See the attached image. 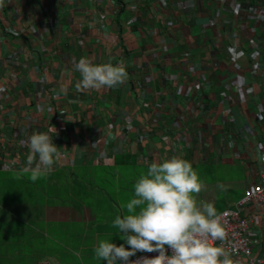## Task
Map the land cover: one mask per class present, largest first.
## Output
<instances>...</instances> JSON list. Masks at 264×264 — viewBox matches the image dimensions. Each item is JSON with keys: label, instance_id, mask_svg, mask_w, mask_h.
Here are the masks:
<instances>
[{"label": "crops", "instance_id": "0c3cea01", "mask_svg": "<svg viewBox=\"0 0 264 264\" xmlns=\"http://www.w3.org/2000/svg\"><path fill=\"white\" fill-rule=\"evenodd\" d=\"M180 1L188 7L180 8ZM237 5L242 19L233 12ZM253 6L264 10V0H3L0 126L12 129V120L5 119L18 105L25 114L22 123L48 133L65 155L33 187L23 180L29 187H22L25 191L33 189L26 198L32 202L0 206V264H66L83 255L97 261L93 249L101 239L127 248L122 233L104 225L108 220L80 222L84 226L73 240L75 247L68 239L51 240L44 228L68 233L78 224H72L74 212L85 206L80 208L75 201L76 193L104 196L113 189L132 191L126 186L138 177L137 168L150 163L140 161L137 153L149 155L151 162L180 155L199 165L240 166L244 193L260 169L261 156L257 139L244 145L239 130L245 126L254 128L255 134L264 133V21L247 17ZM53 8L60 10L58 15ZM55 19L61 24L59 32L54 30ZM17 27L19 35L4 32ZM81 57L94 63L123 60L127 80L114 88L79 90L81 77L74 63ZM254 63L260 64L259 73L249 74ZM39 78L46 80L42 89ZM31 104L34 107L28 109ZM200 104L209 112L198 111ZM227 106L233 123L223 111ZM50 107L70 116L46 121ZM32 113L39 117H30ZM94 127L100 129L95 150L83 145ZM140 135L146 138L143 145ZM181 135L191 142L190 150L177 139ZM223 135L232 147L220 144ZM15 221L26 224L33 237L13 239L5 233Z\"/></svg>", "mask_w": 264, "mask_h": 264}, {"label": "clouds", "instance_id": "9594fccd", "mask_svg": "<svg viewBox=\"0 0 264 264\" xmlns=\"http://www.w3.org/2000/svg\"><path fill=\"white\" fill-rule=\"evenodd\" d=\"M74 70L80 74L76 87L82 91L114 88L128 77L123 60L94 63L81 57ZM21 143L29 151L17 179L27 174L35 182L54 170L61 153L52 136L33 132ZM133 188L134 195L121 204L126 214L113 221L128 247L101 239L93 249L96 259L106 264H238L223 247L227 234L221 215L213 203L197 199L204 182L190 161L180 155L152 161ZM138 252L158 255L131 260Z\"/></svg>", "mask_w": 264, "mask_h": 264}, {"label": "built area", "instance_id": "2783aa9c", "mask_svg": "<svg viewBox=\"0 0 264 264\" xmlns=\"http://www.w3.org/2000/svg\"><path fill=\"white\" fill-rule=\"evenodd\" d=\"M79 1V0H77ZM222 2L224 0H221ZM178 5L182 9H186L188 5L182 1L178 2ZM60 10L53 8V12L55 15H58ZM220 10H217V13L220 14ZM233 12L237 18L242 19L244 15L241 13L242 8L240 5L235 6ZM103 17H106L105 15ZM247 17L251 18L253 21L260 23L264 21V10L259 6H253L247 13ZM54 30L56 32L60 31V21L58 19L53 20ZM11 33L14 35L21 34V28L17 27L16 29H7L4 32ZM252 44L255 42L250 41ZM255 45V44H254ZM260 70V64L254 63L248 68L249 74H257ZM200 72V71H199ZM246 73V72H245ZM201 76V73L199 74ZM204 76L202 75V78ZM38 85H41V89L43 87L42 83H46L45 79L39 78L36 80ZM191 86L188 90H191ZM235 91L239 89V87L235 86ZM229 103V100L228 102ZM34 105H29L28 109L33 108ZM40 113L43 112L40 104L37 105ZM198 111L202 113H208L209 109L203 104L197 106ZM22 107L14 106L10 109L9 116L5 120H12L10 122L12 129L8 127V130L3 129L0 126V172H8L16 169H20L26 165V158L28 154V149L21 142L26 140L28 135L33 132H41L39 128H34L30 123L23 124L22 121L25 119V114L22 112ZM224 113L229 115V122H234V115L232 113L231 107H226L223 109ZM222 111V112H223ZM35 114H29L30 117H33ZM70 116L67 114V111H58L54 107H50L47 110V120L52 122L54 120H62L66 119ZM35 117H39L35 115ZM259 119H262L259 118ZM44 120V121H45ZM33 122V120H30ZM239 130V129H238ZM254 128H243L240 132V139L242 140L244 145H250L252 140L257 139L256 148L261 156V165L260 169L256 171V175L254 176V180L252 184L245 188L242 198L236 202L233 206L234 208H228L221 211L220 214L222 218V225L225 228L227 238L223 242V247L231 254V257L234 261H237L238 264H264V133L263 134H255ZM264 131V127H262L261 132ZM100 134V129L98 127L92 128L89 133V136L86 137L85 142L83 143L84 147L88 144L94 150L97 148L99 142L95 139V136ZM177 139H180V142L185 141L186 145H188L187 149H191L192 145L186 138V136L181 135ZM227 139V142H226ZM139 143L143 145L146 142V138L144 135H140L138 139ZM189 142V144H188ZM227 147H232L231 140L223 137L220 139V144ZM65 154H61L63 156ZM74 156V154H73ZM72 156V157H73ZM70 156V158H72ZM73 159V158H72ZM139 160L142 162H151V158L149 155H142L139 157ZM74 161V159H73ZM215 244L220 245V241H215ZM169 254L171 251L169 250ZM158 255V253H145L140 256H149L153 257ZM138 256V257H140ZM138 257H135L131 260H135ZM40 264H51L49 261H43Z\"/></svg>", "mask_w": 264, "mask_h": 264}, {"label": "rangeland", "instance_id": "374dc122", "mask_svg": "<svg viewBox=\"0 0 264 264\" xmlns=\"http://www.w3.org/2000/svg\"><path fill=\"white\" fill-rule=\"evenodd\" d=\"M193 168L198 172L200 179L204 182V189L201 191L199 196L197 197L198 201H207L214 204L217 212L222 207H226L227 205L234 202L238 195H243V173L242 170L239 168H231L226 167L224 168L223 172L221 171L220 167L214 166V164L209 163H202L200 165H193ZM145 172V171H142ZM233 174V175H226V174ZM233 176V184L228 186L224 183L229 181L230 177ZM137 178H133L132 184L127 185L126 188H133L134 183L136 182ZM237 179V180H236ZM227 180V181H225ZM230 190V191H229ZM134 195V188L132 191H125V190H114L110 194H105L104 196L97 194H92L86 196V202H84L80 208L84 207L82 210H75L74 217L71 220L72 224L73 221L77 222L78 224L72 225L68 228V233H64L63 229L60 228L56 231L57 227H50L44 228V231L49 235L50 239L53 241H63L64 243H72L73 247H75V242L73 241L76 236L77 232L82 235L83 226L80 222L82 221H91V222H100V221H107L104 224L108 226L113 231H119L118 228L113 227V221L117 215L126 214V209L121 208V204H126L128 200ZM82 197H80L81 199ZM76 203V202H75ZM112 205H116L112 207ZM89 206V210H85L86 207ZM119 207L120 209H117ZM70 215L71 218L73 216V212ZM70 219V217H69ZM61 227L63 224L60 222L58 223ZM101 226V225H100ZM104 230V229H103ZM69 234V236H67ZM68 239V240H64ZM81 253V252H79ZM139 256L145 253L138 252ZM83 259H67L66 264H106V261L95 259L87 260L85 256H82ZM119 264V262H118Z\"/></svg>", "mask_w": 264, "mask_h": 264}, {"label": "trees", "instance_id": "16d2710c", "mask_svg": "<svg viewBox=\"0 0 264 264\" xmlns=\"http://www.w3.org/2000/svg\"><path fill=\"white\" fill-rule=\"evenodd\" d=\"M185 150H190V149L185 148ZM185 150H183V151H185ZM139 154L140 153H137L138 158L140 157ZM189 156L192 159L191 152H190ZM134 160H136V158H134ZM188 161H190V160H188ZM191 163L193 165H199V164H196L193 162H191ZM209 164H211V163H209ZM214 166H216V165L214 164ZM216 167H220L222 172L225 168V167H222L219 165H217ZM239 167L234 166L232 168H239ZM20 169L8 171V172H0V206L16 205V204L18 205L19 202L23 203L26 198L30 199V197L33 195V192H32L33 189H31V190L28 189L27 191H25L26 189L22 188V187H25L23 185V182L25 181L27 183V186L33 187V185L36 183V181L32 182L27 174H25V175L21 176L19 179H17L16 177H17V174L19 173ZM229 169H231V167ZM240 169L242 170L241 167H240ZM137 170H138L137 176L139 177L141 175L142 171H145V173H146L147 164L141 165L140 167L137 168ZM226 175H233V174L228 173ZM229 179H230L229 181H227V180H225V181L233 183V181H234V180L232 181L233 176L230 177ZM20 182H22V185L20 184ZM29 187H25V188H29ZM74 197L76 198L75 201L80 202L81 204H83L84 202L87 201L85 199L86 195H84V193H82V194L76 193ZM80 197H82V198L80 199ZM241 197H242V194L238 195L235 201L240 200ZM21 198H23V200H21ZM29 199H26V200L28 202H30V201L32 202V200H29ZM75 204L77 205L76 207H79L78 203H75ZM223 209L224 208L222 207V208H220L219 211H222ZM11 212H12V214H17L16 211H11ZM29 223H31V222H29ZM4 229H5V233L11 235V237L13 239L21 237V236H26L28 238L32 236L31 235L32 232L28 231L29 230L28 226H26V224H24L23 222H20V221L11 222V223H9V226L7 228H4ZM0 231L3 232L2 227H0Z\"/></svg>", "mask_w": 264, "mask_h": 264}]
</instances>
